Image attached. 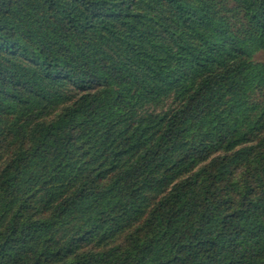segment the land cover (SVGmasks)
I'll return each mask as SVG.
<instances>
[{
    "label": "trees",
    "instance_id": "trees-1",
    "mask_svg": "<svg viewBox=\"0 0 264 264\" xmlns=\"http://www.w3.org/2000/svg\"><path fill=\"white\" fill-rule=\"evenodd\" d=\"M264 0H0V264H264Z\"/></svg>",
    "mask_w": 264,
    "mask_h": 264
},
{
    "label": "rangeland",
    "instance_id": "rangeland-1",
    "mask_svg": "<svg viewBox=\"0 0 264 264\" xmlns=\"http://www.w3.org/2000/svg\"><path fill=\"white\" fill-rule=\"evenodd\" d=\"M253 60L254 61H263L264 60V51H259L257 52L254 56H253ZM7 153L3 152L0 155V163L2 162L3 159H5L7 157Z\"/></svg>",
    "mask_w": 264,
    "mask_h": 264
}]
</instances>
